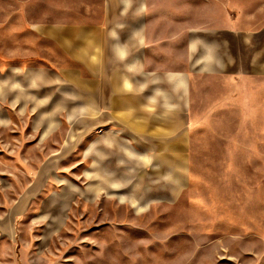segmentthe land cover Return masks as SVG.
I'll list each match as a JSON object with an SVG mask.
<instances>
[{
	"label": "rangeland",
	"instance_id": "1",
	"mask_svg": "<svg viewBox=\"0 0 264 264\" xmlns=\"http://www.w3.org/2000/svg\"><path fill=\"white\" fill-rule=\"evenodd\" d=\"M103 1L0 0V78L8 85L25 73L78 68L44 29L99 22ZM216 1L179 0L195 8L196 18L206 10L219 19ZM256 2L225 0L224 6L234 21L256 13ZM64 83L40 81L31 89L49 96L40 108L49 109L60 91H76L73 81ZM241 89L191 127L187 182L176 196L159 188L126 191L140 201L155 198L142 213L101 192L90 200L57 180L55 174L88 186L90 117L71 123L69 109H60L59 127L41 142L42 128L31 127L39 110L24 98L12 104L13 92L0 98V114L9 119L0 127V264H264V81L244 80ZM84 96L80 103H90ZM72 130L78 141L65 152ZM52 159L54 172L42 176ZM29 191L27 206L13 213ZM60 196L67 207L53 201ZM52 217L65 220L58 226Z\"/></svg>",
	"mask_w": 264,
	"mask_h": 264
},
{
	"label": "crops",
	"instance_id": "2",
	"mask_svg": "<svg viewBox=\"0 0 264 264\" xmlns=\"http://www.w3.org/2000/svg\"><path fill=\"white\" fill-rule=\"evenodd\" d=\"M224 1H216L218 19L206 10L196 18L195 8L179 0H104L99 22L44 29L53 35V47L78 68H65L57 75L35 71L23 78L25 73L8 85L1 77L0 98L13 92L12 104L24 98L39 110L31 127L42 128L41 142L59 127L55 116L60 109H69L71 123L90 117L91 139L84 151L90 157L85 170L89 184L82 189L55 174L58 181L90 200L104 193L130 204L137 213L155 198L140 201L126 191L159 188L174 197L185 187L191 127L205 113L236 98L244 80L264 81V0H256V13L235 15L234 21ZM57 80L60 88L64 80L73 81L76 91H60L49 109L40 108L49 96L38 97L31 89L40 81ZM84 95L91 96L90 103H80ZM68 100L73 106L66 107ZM25 108L21 104L22 112ZM8 125L1 113L0 127ZM76 136L72 130L65 152L76 144ZM56 164L52 159L40 174L54 172ZM178 168L181 173L174 174ZM44 181L39 179L36 191ZM30 195L29 191L17 200L13 213L27 206ZM129 198L135 199L129 203ZM53 201L67 207L62 196ZM141 206L147 207L137 211ZM52 220L60 226L65 217Z\"/></svg>",
	"mask_w": 264,
	"mask_h": 264
}]
</instances>
